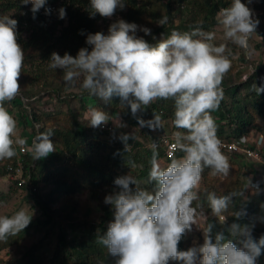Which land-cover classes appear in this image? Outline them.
<instances>
[{"label":"trees","instance_id":"1","mask_svg":"<svg viewBox=\"0 0 264 264\" xmlns=\"http://www.w3.org/2000/svg\"><path fill=\"white\" fill-rule=\"evenodd\" d=\"M57 2L56 9L50 14L46 12L33 13L32 5H24L21 0H0V17H10L18 21V43L24 51V62L21 75L18 79L21 90L10 104L18 111L21 123L30 126L32 138L41 132L51 130L55 151L47 157L34 160L32 152L22 153L11 159L0 160L5 169L8 164H14L17 158L23 157V176L29 178L32 190L22 185L18 180L15 184L27 188L30 198L39 208L40 215L32 218L30 224L21 232L25 234L33 231L39 233L41 238L22 256L25 264H112L118 257L108 253L107 248L99 243V237L107 230V225L113 220L111 205L106 204L105 197L119 191L114 184L118 176L131 175L141 188L152 191L154 182L149 181L153 144L156 145L158 161L166 166L170 158L164 155V139L174 138V133L185 132L177 129L173 124L174 101L172 99H158L147 106L141 107L135 115L131 112L127 102L119 97L110 101L83 93L73 94L71 97L81 100L92 97L95 107L106 113L117 109L122 124H127L134 129L133 132L123 131L117 137H105L106 132L114 131L102 128H92L84 122L71 108L63 111L55 108H42L35 110L29 106L36 93L51 94L52 102H63L69 97L66 93L72 87L66 85L63 71L49 67V59L53 52L63 56L66 52L75 57L79 49L91 46L86 44L87 35L96 32L108 34L109 26L117 20L101 17L98 13H91L90 0H47ZM123 9L117 8L115 16L129 23H135L141 28L151 30V35L137 31L136 35L143 37L150 44H157L162 39H167L172 31H191L195 27H202L210 31L218 23V13L222 8L229 7L232 0H124ZM261 12L254 18L260 21L257 32L264 37V0L259 1ZM66 10V17L59 18V9ZM167 17V22L160 25V19ZM118 19V20H119ZM176 19H178L176 21ZM255 73L247 79L239 81L232 77L224 76L221 87L224 91L223 99L217 109L211 112L216 125L219 139L229 138L238 140L243 134H264V130L257 125V120L264 118V90H256L258 80ZM264 79V76H262ZM264 89V85L261 87ZM85 104V103H84ZM83 102L80 108L85 109ZM158 116L159 127H150L147 122ZM144 121L141 124L139 121ZM155 123V121H153ZM142 134V139L136 137L137 128ZM258 130V132H255ZM261 131V132H260ZM127 134L129 145L125 151L123 136ZM113 138V139H112ZM148 142V143H147ZM33 143V140L32 142ZM32 147V146H31ZM230 155L227 159L230 171L227 176L222 174L212 175L210 168L202 172L201 186L198 192L199 199L193 201V207H198L206 213L205 225L200 232L204 239L203 231L209 224H213V237L217 232L223 231L225 236L233 239L237 247H241L237 238L227 232V225L231 223L251 224L252 236L258 240L264 235V191H256L250 186V181L242 177L243 160L251 158L241 153L222 151ZM177 151L175 157L182 156ZM233 155L234 157H232ZM164 166V167H166ZM1 167V168H2ZM8 172V170L6 169ZM258 172V171H257ZM259 173V172H258ZM4 170L0 169V175ZM114 187L115 190H111ZM135 187V186H132ZM252 194L244 198V190ZM87 192L88 201L96 204L101 211L94 219L90 218L92 207L86 209L80 216V205L77 195ZM195 191V189H194ZM215 193L217 196L235 194L228 209L222 217L212 215L207 195ZM255 195V197H253ZM57 204V207L55 205ZM242 215L239 219L236 213ZM10 236V235H9ZM8 236V237H9ZM185 234L178 244V250L185 251L192 247L187 242ZM15 238L12 239L14 241ZM52 244L50 255H42L40 250L43 245ZM110 259L111 261H109ZM264 261V249L257 259L256 264ZM169 264H182L179 261H169Z\"/></svg>","mask_w":264,"mask_h":264},{"label":"clouds","instance_id":"2","mask_svg":"<svg viewBox=\"0 0 264 264\" xmlns=\"http://www.w3.org/2000/svg\"><path fill=\"white\" fill-rule=\"evenodd\" d=\"M31 3L34 14L45 6L46 0H21ZM251 3V0H249ZM94 16L110 18L124 0H90ZM50 14L51 9H45ZM218 23L223 28L226 40L245 50L249 39L260 21L254 12L241 0H232L229 7L218 13ZM66 17V10L59 9V18ZM167 17L159 20L160 25ZM18 21L0 17V160L11 159L17 153L13 145H25V139L17 135V121L4 106L21 90L18 79L24 62V51L18 43ZM151 35V30L135 23L119 19L103 32L87 35L86 44L73 57L67 52L61 56L51 54L49 67L63 71L66 85L81 89L105 102L119 97L127 102L135 113L142 105L158 100L174 101L173 124L185 132L174 133L173 148L183 153L170 157V163L162 167L153 144L149 181L154 182L152 191L139 186L131 175L118 176L114 184L119 191L105 197V203L114 209L113 220L99 237V243L108 253L118 257L116 264H256L264 249V235L256 240L252 236L254 225L231 223L227 225L230 236L223 231L213 237V224L203 231L204 241L198 247L178 250V244L186 232L196 224L198 207L193 201L199 196L198 189L202 172L211 169L212 175L227 176L230 164L221 151V140L211 112L217 109L224 96L222 80L231 68V50L227 44L212 43L215 32L195 27L191 31H172L167 39L153 45L137 31ZM82 78V79H81ZM260 93L262 88L256 87ZM110 120L108 113L99 108L90 109L89 126L98 128ZM160 118L147 122L150 127H159ZM155 121V123H153ZM144 124V121H139ZM51 130L41 132L32 143L34 160L47 157L55 151ZM128 135L123 136L125 151ZM251 185V181H250ZM135 186V187H132ZM235 194L217 196L208 193L207 200L212 215L222 217ZM242 213L237 212V219ZM23 209L11 217H0V241L16 235L31 222Z\"/></svg>","mask_w":264,"mask_h":264},{"label":"rangeland","instance_id":"3","mask_svg":"<svg viewBox=\"0 0 264 264\" xmlns=\"http://www.w3.org/2000/svg\"><path fill=\"white\" fill-rule=\"evenodd\" d=\"M259 1L260 0H251V3H249V0H241L242 3L246 4V6L253 10L254 17L259 14V12H261L262 6ZM119 18V16L113 15L109 18V20H118ZM177 20L178 19H176V21ZM210 31L215 32L216 34L215 39L212 41V43L216 45L225 43L231 50V55L229 56V59L231 60V68L225 74V76L242 81L247 79L249 76H253V74L257 72L260 73L257 76V80L259 82L257 83V86L261 87L262 85H264V79H262V76H264V37H262L256 30V32L253 33L249 39L248 49L245 50L235 44H232L231 41L226 40L223 35V28L222 26H220L219 23L214 25V27ZM83 92L84 90L80 88L78 82L75 87H72L66 93H61L63 95H69V97L66 98L67 100L63 102L56 101L55 103H53L51 94L48 96L45 93L40 92L36 93L35 97L31 100L30 104L28 105L33 107L35 110L53 107L55 108V110L62 109L63 111H66L68 110V108H71L72 110H74L77 116L81 118V120L86 123H89L90 109L97 108L94 106L95 101L93 100V98L84 97L85 99L81 100L83 104L85 103V109L83 110V108H80V100L78 98L71 97L73 96V94H80ZM4 106L17 121V135L25 139L26 141L24 145L26 147V152L24 153L30 152L33 137L31 127L24 126L21 123L19 113L15 110V107H11L10 104H4ZM108 114L110 116V120L107 123L111 124L114 127V131L110 133L106 132L105 134H103L105 135V137H117L123 131H134V129L128 126L127 124H122L121 117L117 109L112 110V112ZM257 125L261 127L262 130H264V118L258 119ZM138 130L139 127L137 128L136 137L142 139V134ZM255 132H258V130H256ZM13 147L16 150L17 156L18 151L21 152L19 150L21 146L13 145ZM225 156L228 158L230 155L227 154ZM231 156L234 157L233 155ZM243 161L245 166L241 168V173L242 177H244L246 180H249L250 177L254 175H256L255 177H257L259 173L264 172V168H262L255 160L249 159ZM158 162L161 164L162 167L166 166L164 162ZM1 167L2 163H0V169L4 170V174L0 175V217H11L21 209H23L29 216H32L31 219L39 216L40 210L34 204V201H32V199L30 198L27 188L15 184L16 179L14 177V174L7 172L5 169V165L4 167ZM111 190L113 191L115 190V188L111 187ZM202 190L203 188L200 183L198 189H195V191L198 193ZM250 194L252 193L246 189L242 193L244 198H247L248 196H250ZM77 196V200L80 205V216L82 217L84 215L83 213L85 212V210L89 209L90 211V207H92L89 217L96 219L100 215L101 211H99V207H96L95 203L91 202L90 204V201L86 199L87 192L82 191ZM253 197H255V195ZM55 207H57V204L55 205ZM197 210L198 216L196 219V224L192 226V230L190 232H186L188 236L187 242L192 247H198L199 245H202L204 241V239L200 237V232L205 225L207 215L203 210ZM13 238H15L14 241H12ZM40 238L41 235L39 233L30 231V233L28 234H25L24 232H19L16 235H10L6 240L0 241V264H25V261H21L22 256L30 248V246L38 242ZM52 244L53 243H51L50 245H43L40 250L41 254L50 255L52 252ZM108 260L111 261L110 259ZM45 264L49 263L45 261ZM112 264H116L115 260Z\"/></svg>","mask_w":264,"mask_h":264},{"label":"built area","instance_id":"4","mask_svg":"<svg viewBox=\"0 0 264 264\" xmlns=\"http://www.w3.org/2000/svg\"><path fill=\"white\" fill-rule=\"evenodd\" d=\"M31 4V3H29ZM57 2H49L46 0L44 7L39 9V12H45V9H51V12H54L56 9ZM102 128L110 130L112 125L106 123L101 126ZM34 141L35 138H32ZM221 151L232 152V153H241L246 155V157L255 160L262 168H264V134L257 135H246L243 134L237 141L231 140L229 138H221ZM174 138L164 139V155L168 158L175 156L178 150L173 148ZM19 150L24 153L26 152V147L23 145ZM23 157L20 155L17 158V161L14 164H8L6 169L9 173L14 174L16 180L20 184L26 185L32 190H35V187H31L29 178L23 176L22 167H23ZM256 191H264V172L259 173L255 177L250 185Z\"/></svg>","mask_w":264,"mask_h":264},{"label":"crops","instance_id":"5","mask_svg":"<svg viewBox=\"0 0 264 264\" xmlns=\"http://www.w3.org/2000/svg\"><path fill=\"white\" fill-rule=\"evenodd\" d=\"M261 264H264V261H262Z\"/></svg>","mask_w":264,"mask_h":264}]
</instances>
